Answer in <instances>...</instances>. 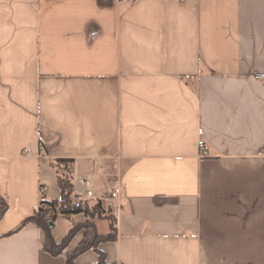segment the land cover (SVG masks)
<instances>
[{
    "label": "crops",
    "instance_id": "obj_1",
    "mask_svg": "<svg viewBox=\"0 0 264 264\" xmlns=\"http://www.w3.org/2000/svg\"><path fill=\"white\" fill-rule=\"evenodd\" d=\"M58 159L118 182L107 263L264 264V0H0V264L82 239L23 223Z\"/></svg>",
    "mask_w": 264,
    "mask_h": 264
},
{
    "label": "trees",
    "instance_id": "obj_2",
    "mask_svg": "<svg viewBox=\"0 0 264 264\" xmlns=\"http://www.w3.org/2000/svg\"><path fill=\"white\" fill-rule=\"evenodd\" d=\"M67 159H58L57 162V183L59 187V198L50 201H42L40 207L24 220V224L34 223L45 233L44 249L53 254L59 255L70 245L74 238L80 232L84 235L76 248L67 254L66 264H74V260L84 252L93 250L98 253L99 261L96 264H114L107 263L105 253L100 249V245L105 242L114 241L117 238L116 219L106 214L102 203L97 201L94 205L87 202H74V186L72 179L68 177L66 168L63 166ZM9 204L0 197V219L8 210ZM61 214L67 217L72 215L84 214L87 220L82 224H73L65 238L56 242L52 236L51 222L54 223L56 215ZM107 219L109 221V230L106 233L98 231L94 219Z\"/></svg>",
    "mask_w": 264,
    "mask_h": 264
},
{
    "label": "built area",
    "instance_id": "obj_3",
    "mask_svg": "<svg viewBox=\"0 0 264 264\" xmlns=\"http://www.w3.org/2000/svg\"><path fill=\"white\" fill-rule=\"evenodd\" d=\"M200 149H201V156L208 155V151L206 149V146L204 143H200ZM64 167L66 168L67 174L71 177L73 186H74V202H85L87 200H91L93 198H101L100 200L105 201V205L107 207L113 206L115 211V216L117 213V210L119 209V202L117 201V194L119 191V185L118 182H116L114 185H112L108 191L100 195L98 194L95 184V178L93 175H83V174H76L74 171V168L70 162H67ZM41 199L42 201H50L46 199V196L44 194V190L42 189L41 193ZM41 201V202H42Z\"/></svg>",
    "mask_w": 264,
    "mask_h": 264
},
{
    "label": "rangeland",
    "instance_id": "obj_4",
    "mask_svg": "<svg viewBox=\"0 0 264 264\" xmlns=\"http://www.w3.org/2000/svg\"><path fill=\"white\" fill-rule=\"evenodd\" d=\"M68 177H70V176L68 175ZM100 199L101 198L98 197V198H93L91 200H87L85 202H87L89 205H94L97 201H100L102 203V206H103L106 214L111 215L116 219L114 207L113 206L107 207L105 205V201L100 200ZM80 215H81L80 218H77V219L74 218V220L71 222L67 216H64V215L58 216V214H57L55 227L52 226V236H53L54 240L57 242L62 241L65 238V236L67 235L68 230H69L71 225L82 224L87 220V217L84 214H80ZM92 221L96 224V227H97L99 232L106 233L109 230V228H108L109 227V221L107 219H103V218L102 219H96L95 218ZM93 255H94V252L91 251V252H88V253L82 255L81 259L85 260L87 263H91Z\"/></svg>",
    "mask_w": 264,
    "mask_h": 264
},
{
    "label": "water",
    "instance_id": "obj_5",
    "mask_svg": "<svg viewBox=\"0 0 264 264\" xmlns=\"http://www.w3.org/2000/svg\"><path fill=\"white\" fill-rule=\"evenodd\" d=\"M53 224H54V223H53V222H51V226H53Z\"/></svg>",
    "mask_w": 264,
    "mask_h": 264
}]
</instances>
